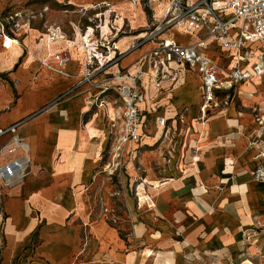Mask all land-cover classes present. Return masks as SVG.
I'll use <instances>...</instances> for the list:
<instances>
[{
  "label": "crops",
  "instance_id": "0c3cea01",
  "mask_svg": "<svg viewBox=\"0 0 264 264\" xmlns=\"http://www.w3.org/2000/svg\"><path fill=\"white\" fill-rule=\"evenodd\" d=\"M170 36L189 44L205 33L179 28ZM208 42L206 54L224 71L238 63L233 50ZM14 48L0 50L9 80L0 81V127L23 120L20 133L30 145L33 165L22 184L0 185V264H264V180L251 173L258 163L256 155L264 149V132L251 144L258 134L254 114L264 113L262 106L255 107L257 112L232 106L227 108L229 115L197 123L194 152H186L185 164L170 165L167 180L144 191L154 205L145 202L137 208L133 198L127 199L120 175L115 183L104 173L98 140L88 136L95 129L88 123L80 126L88 102L71 103L78 102L68 105L66 112L34 114L53 93L47 85L25 89V82L16 84L22 71L11 68L21 49ZM150 48L146 44L133 50L123 63L127 66ZM245 55L239 65L249 70L260 59L264 62V46L250 42ZM176 64L169 70L175 78L158 85L149 76L151 67L142 66L145 79L138 106L144 132L147 115L152 116L147 134L164 127L154 119L157 107L165 119L182 108L194 112L193 105L199 107L197 71ZM250 77L239 82L238 90L251 89V96L259 93L253 97L264 98V77ZM115 200L125 206L128 219L111 212ZM245 232H252L248 239Z\"/></svg>",
  "mask_w": 264,
  "mask_h": 264
},
{
  "label": "rangeland",
  "instance_id": "374dc122",
  "mask_svg": "<svg viewBox=\"0 0 264 264\" xmlns=\"http://www.w3.org/2000/svg\"><path fill=\"white\" fill-rule=\"evenodd\" d=\"M159 1L157 4L156 0H0V38L8 36L17 42L16 48L21 49V55L14 60L11 70L21 69L22 72L14 81L16 84L18 80L25 82L22 85L25 89L47 85L53 93L51 100L34 114L52 110L62 112L65 108L66 112L68 105L74 107L78 100L88 102L80 126L85 128L88 123L95 129L94 133L89 131L88 136L94 135L98 140L96 149L101 151L104 173L112 176L115 183L120 175L127 199L133 198L137 208L146 205L144 200L148 199V194L144 191L167 180L170 165L184 163L186 152H194L197 123H203L213 115H229L227 108L232 106L249 112H257L259 105L264 108L261 105L263 95L257 100L253 96L259 93L251 96V89L242 87L240 91L237 83L217 95V105L205 116L197 105H193L194 112L185 107L176 116L170 112L166 120L156 106L158 111L153 115L156 123L163 124L162 133L159 135L156 129L157 132L147 134L152 120V116L147 115L146 136L137 143L123 141L120 92L129 84L126 79L117 81L115 77L130 79L140 71L138 83L142 94V66L145 63L155 70L152 60L158 58L152 56L154 50L163 39L171 38L172 31L181 29L175 25V20L171 21V17L179 12L177 1L169 0L172 9L168 13L165 6L168 2ZM146 44L151 46L148 51L127 66L123 63L125 56ZM49 45L52 56H59L64 65L57 60L55 63L47 60ZM7 69L0 56V81L5 83L9 82L5 75ZM169 70L164 67L156 69L157 82L172 78L174 75ZM246 87L250 88L248 84ZM192 92L197 94L196 89ZM13 96L18 95L14 92ZM157 96L154 99H158ZM142 98L143 94L140 100ZM76 101L75 105L71 104ZM247 101L252 108L246 106ZM139 196L143 200L140 199L138 205ZM147 203L154 205L151 199ZM122 205L113 201L111 212L128 219L127 209ZM149 253V250L145 251L146 256Z\"/></svg>",
  "mask_w": 264,
  "mask_h": 264
},
{
  "label": "built area",
  "instance_id": "2783aa9c",
  "mask_svg": "<svg viewBox=\"0 0 264 264\" xmlns=\"http://www.w3.org/2000/svg\"><path fill=\"white\" fill-rule=\"evenodd\" d=\"M176 1L179 12L171 17V21L175 20L176 26L187 31H203L205 36L189 44H181L172 38L163 39L160 46L154 50L152 56L158 59L152 60V66L155 72L160 67L167 69L171 60L195 69L202 88L199 110L205 116L217 105L215 101L219 93L231 89L250 76L238 68L224 71L206 54L210 44L208 39L225 50H233V56H238L240 61H244L245 50L250 42L259 41L264 46V0ZM226 9H229L228 14ZM232 31H235V34ZM162 54L163 57L160 56ZM138 73L140 71L130 78L132 83L123 86L120 92L123 105L121 137L123 141L131 143L140 142L145 133L142 112L138 106L142 97ZM263 73L264 62L260 59L253 67L252 76ZM254 120L258 125V134L251 142L252 145L257 142L259 134L264 132V113H255ZM22 124L23 120H20L0 127V185L4 188L22 184L31 174L33 161L30 156V145L20 133ZM256 158L258 163L251 173L255 178L264 180V149ZM149 200L148 197L144 201ZM140 201L139 196L138 205ZM147 204L152 206L151 203ZM251 234L252 232H245V238L248 239Z\"/></svg>",
  "mask_w": 264,
  "mask_h": 264
},
{
  "label": "bare ground",
  "instance_id": "6f19581e",
  "mask_svg": "<svg viewBox=\"0 0 264 264\" xmlns=\"http://www.w3.org/2000/svg\"><path fill=\"white\" fill-rule=\"evenodd\" d=\"M166 8L168 9V10H166V13H168V12H170L171 11V9H172V2L171 1H169L166 5ZM228 12H229V9H226V13L228 14ZM233 32H235V31H233ZM232 32V33H233ZM48 37H50L49 35H48ZM87 37V36H86ZM85 37V38H86ZM49 39L50 38H48L47 40H48V42H49ZM86 42L89 44V42H88V38H86ZM15 45H17V42L16 41H14V40H12L11 38H9L8 36H2L1 38H0V46H1V48H2V52H4V51H11V50H13V48L14 47H16ZM47 45H48V43H47ZM19 48V47H18ZM15 49V48H14ZM20 49V48H19ZM17 52H18V50H17ZM235 52H237V51H235ZM9 53V52H8ZM14 54H15V52H14ZM235 54H237V53H235ZM53 54H52V51H51V47H50V45L49 46H47V60H50L51 62H53V63H55V60H57V63H61V65H64L65 64V62L63 63V61L62 60H60V57L59 56H52ZM7 56V55H6ZM5 58V57H4ZM235 59L237 60V64L233 67V68H238L239 70H241V71H244V72H247V73H251V74H249L250 76H252L253 74H252V72H253V64L251 65V67H250V69L249 70H243V69H241L240 68V65H239V63L240 62H242V61H240L239 59H238V56H235ZM6 61H8V59L6 60ZM12 62V61H11ZM67 62V61H66ZM170 64H171V66L172 67H176V63L174 62V61H171L170 60ZM145 65V64H144ZM171 66L169 65V68H171ZM48 67V66H47ZM152 69V68H151ZM146 72V71H145ZM264 74V73H263ZM263 74H261V75H263ZM261 75H259V76H252V77H250V78H253V77H260ZM145 76H146V73H145ZM149 76H150V78H151V80L154 82V83H156L157 85H158V82H157V80L155 79V71L152 69V72L149 74ZM130 78H132V77H130ZM144 78V77H143ZM119 79H126L127 80V82H128V84H131L132 83V81H131V79H128V78H126V77H123V76H120V77H115V80H119ZM141 79V78H140ZM145 79V78H144ZM145 81V80H144ZM61 87V86H60ZM191 107V106H190ZM192 108V107H191ZM191 110V109H190ZM160 123V122H159ZM160 125H163L162 123H160ZM162 131H163V128H161V129H158V134L160 135L161 133H162ZM145 136H146V134H145Z\"/></svg>",
  "mask_w": 264,
  "mask_h": 264
}]
</instances>
